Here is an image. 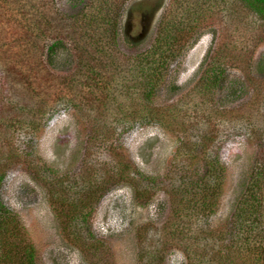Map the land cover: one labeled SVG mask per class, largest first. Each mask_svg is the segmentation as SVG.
<instances>
[{"label": "trees", "instance_id": "1", "mask_svg": "<svg viewBox=\"0 0 264 264\" xmlns=\"http://www.w3.org/2000/svg\"><path fill=\"white\" fill-rule=\"evenodd\" d=\"M130 1L70 0V13L54 0H0V71L8 84L0 113V264H37L26 228L2 197L10 170L34 155L29 143L18 146L13 135H34L61 109H74L85 119L91 143L87 160L73 176L49 177L45 166L38 171L49 178L52 204L75 240L85 239L90 250H100L89 218L105 194L129 184L141 205L162 191L170 198L165 224L139 234L141 264H163L175 249L185 254L187 264H264V72L261 81L253 80L250 43L238 55L233 39L239 30L264 27V0H171L151 46L127 54L120 39ZM215 17L236 32H228L229 42L208 53L207 69L184 102L156 106L170 67L186 58L194 37ZM237 18L244 20L243 27H232ZM232 54L237 56L231 60ZM73 60L72 73L56 76L70 70ZM229 63L247 66L243 78L231 77ZM169 89L181 88L173 82ZM214 96L225 108H218ZM224 120L229 126L222 134ZM151 124L183 136L181 160L165 179L142 173L123 152L122 133ZM235 133L259 145L261 153L229 223L216 226L226 172L216 149L220 138ZM97 153L110 162L96 161ZM199 158L204 161L200 171L194 169ZM100 264L113 263L106 256Z\"/></svg>", "mask_w": 264, "mask_h": 264}, {"label": "rangeland", "instance_id": "2", "mask_svg": "<svg viewBox=\"0 0 264 264\" xmlns=\"http://www.w3.org/2000/svg\"><path fill=\"white\" fill-rule=\"evenodd\" d=\"M54 1L59 9L73 13V3L70 0ZM135 1L137 0H131L127 6L120 39L121 48L127 54L139 53L151 46L158 31V24L171 2L166 1L161 14L153 24L143 21L141 15L137 14L127 28L125 26L127 12ZM32 6L29 5L28 9L31 10ZM38 6L36 4V7ZM224 22L216 17L210 19L204 29L194 37L186 58L170 67L164 89L162 88L155 98L156 106L161 108L177 104L179 101L184 102L188 94L194 91L207 69L208 53L216 52L220 46L227 43L228 32H232V35L236 32L230 28L226 30ZM243 23L244 20L237 18L232 27H243ZM239 32L233 38L237 45L236 53L242 54L241 49H245L250 43V74L253 80L261 81L262 76L259 74L264 72V27L251 32L248 29ZM125 38L139 46H129ZM235 56L237 55L232 54L227 57L232 60L236 58ZM75 64L73 60L70 70L58 71L55 73L56 76L72 73ZM229 65L233 67L230 70L232 78H243L244 68L248 70L246 65L242 67L234 63ZM4 77L0 71V113L7 99L8 84ZM173 82H177L181 88L176 93L169 89ZM250 86L251 91L252 84ZM262 97L264 100V87ZM213 99L214 102L220 103V96H214ZM219 103L216 102L219 109L225 108ZM261 108L264 113V104ZM222 122L221 131L225 134L229 123L226 120ZM22 132L13 135L14 141L18 146L24 142L29 143L34 155L32 159L27 158L30 160L10 170L3 183L2 197L4 203L18 214L26 228L28 237L36 249L37 264H100L101 258L103 260L106 256L113 264H141L139 234L145 227L156 228L165 224L171 209L167 194L159 192L141 205L135 199L131 185L123 184L113 188L99 201L89 218V229L95 244L100 248L99 251L90 250L85 242L87 240L77 241L66 230L67 225L63 217L52 204L47 188L49 178H45L43 172L38 171L40 167L45 166L44 168L48 170L47 175L53 178L73 176L81 172L91 146L85 119H82L74 109H61L34 135L31 131L26 134ZM220 139L223 140L222 145L216 152L226 172L220 207L213 218L216 226L229 223L249 183L255 161L261 153V147L241 133H235L231 137L226 135V139ZM182 141L183 136L180 132L156 124L139 125L122 133L124 155L142 173L157 179H165L180 162ZM200 150L197 152L198 157L201 155ZM97 156L95 159L98 162H110L104 153H97ZM201 158L197 159L194 166L198 171L204 167ZM30 164L35 165V171L30 170ZM187 263L185 254L178 249L168 253L163 262V264Z\"/></svg>", "mask_w": 264, "mask_h": 264}, {"label": "water", "instance_id": "3", "mask_svg": "<svg viewBox=\"0 0 264 264\" xmlns=\"http://www.w3.org/2000/svg\"><path fill=\"white\" fill-rule=\"evenodd\" d=\"M167 0H137L131 4L127 12L126 27L128 28L134 17L139 14L143 21L154 23L161 14Z\"/></svg>", "mask_w": 264, "mask_h": 264}]
</instances>
